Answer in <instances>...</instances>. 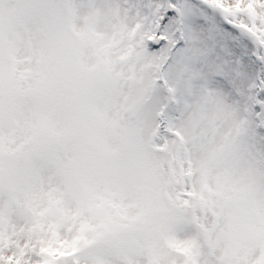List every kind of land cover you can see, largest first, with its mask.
<instances>
[{"label":"snow or ice","instance_id":"obj_1","mask_svg":"<svg viewBox=\"0 0 264 264\" xmlns=\"http://www.w3.org/2000/svg\"><path fill=\"white\" fill-rule=\"evenodd\" d=\"M0 264H264V0H0Z\"/></svg>","mask_w":264,"mask_h":264}]
</instances>
